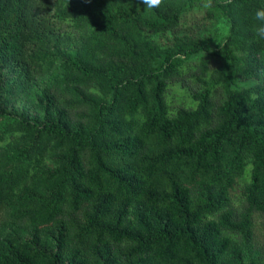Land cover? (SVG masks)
<instances>
[{
	"label": "trees",
	"instance_id": "obj_1",
	"mask_svg": "<svg viewBox=\"0 0 264 264\" xmlns=\"http://www.w3.org/2000/svg\"><path fill=\"white\" fill-rule=\"evenodd\" d=\"M262 6L0 0V264H264Z\"/></svg>",
	"mask_w": 264,
	"mask_h": 264
},
{
	"label": "clouds",
	"instance_id": "obj_2",
	"mask_svg": "<svg viewBox=\"0 0 264 264\" xmlns=\"http://www.w3.org/2000/svg\"><path fill=\"white\" fill-rule=\"evenodd\" d=\"M145 6V10L159 7L163 0H140ZM254 19L258 22L253 25L252 32L254 38L264 39V6L257 8L254 13Z\"/></svg>",
	"mask_w": 264,
	"mask_h": 264
},
{
	"label": "rangeland",
	"instance_id": "obj_3",
	"mask_svg": "<svg viewBox=\"0 0 264 264\" xmlns=\"http://www.w3.org/2000/svg\"><path fill=\"white\" fill-rule=\"evenodd\" d=\"M203 15V14H202ZM193 18V17H192ZM193 23L192 22H189L188 25H192Z\"/></svg>",
	"mask_w": 264,
	"mask_h": 264
}]
</instances>
